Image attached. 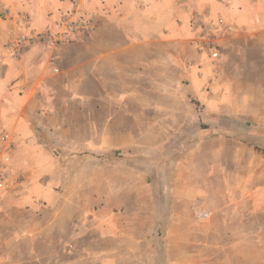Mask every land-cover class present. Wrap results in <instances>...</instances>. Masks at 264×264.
Segmentation results:
<instances>
[{"label":"crops","instance_id":"0c3cea01","mask_svg":"<svg viewBox=\"0 0 264 264\" xmlns=\"http://www.w3.org/2000/svg\"><path fill=\"white\" fill-rule=\"evenodd\" d=\"M185 1L0 0L29 31L79 8L95 20L92 37L56 47L0 44V264H264V0H224L222 25L190 20ZM110 15L113 37L95 38ZM108 78L129 100L144 94L147 140L176 146L173 165L170 148L159 161L151 152L157 182L111 201L32 150L54 117L43 111L104 93Z\"/></svg>","mask_w":264,"mask_h":264},{"label":"rangeland","instance_id":"374dc122","mask_svg":"<svg viewBox=\"0 0 264 264\" xmlns=\"http://www.w3.org/2000/svg\"><path fill=\"white\" fill-rule=\"evenodd\" d=\"M140 1L143 2V0ZM176 1L183 2V0H172V3H176ZM185 2L189 4V7L192 5V9L189 10L190 20L191 18L197 20L198 17L200 19L197 21L202 24L214 23L215 25L219 20L227 22V18L222 12L224 10L222 5L227 1L188 0ZM49 7L52 8L53 3H49ZM68 12L56 20V28H52L55 30L48 29L42 32L25 30L24 18L19 19V24L16 25L8 17L0 14V44L10 45V49H15L21 54L34 43H47L48 41L43 39L44 36L55 42L54 45H51L52 47L67 41L92 37L95 20L83 8ZM197 12L198 14L192 17ZM114 18L115 16L110 15L106 17V20L100 19V30L95 33L94 37L112 38ZM233 19L235 17L231 16L230 20L233 21ZM169 24L166 22L167 26ZM1 54L5 56L4 53ZM8 65L10 68L14 66L13 63ZM6 71H8L7 74L13 76L12 72L9 73V69ZM108 74L112 73L108 72ZM5 81L10 84L11 79ZM67 81L69 82V80ZM112 81V78L105 81L104 87L101 88L104 93L89 96V99L80 94H73L70 103L57 104L55 111H43V114L49 113L51 117H54L48 120V123L33 130L36 144L32 149L40 151L41 156L45 158L48 157L47 155L51 156L55 161L53 166L57 169L72 167L74 173L83 172V178L89 183L90 190L99 185L105 194V199H110V201L114 189L118 190L119 188L120 193H124L125 184L136 182L142 186H150V182H157L159 179L157 176L158 167L156 163H151V160H155L156 157L159 161L162 154L169 148L170 151H174L170 165L176 161L175 143L156 144L147 140L150 139L151 133L155 129L145 125L149 120H143L144 117L139 119L141 114L144 115V111H141V103L138 100L140 97H144V94H139L134 101L129 100L126 95L121 94L126 89L115 88ZM91 90H97V86L93 85ZM158 96L154 95L155 98ZM122 105L126 109H121ZM150 113L147 112L148 115ZM136 115L137 119H135ZM8 136L11 137L9 134ZM11 145V143H7L8 147ZM151 152H156L153 154L155 157L150 158ZM3 156L0 155V158ZM48 161L45 163L46 167L50 165ZM169 161L170 158L166 160V162ZM160 166L161 164H159ZM170 177L169 175V180ZM119 185L121 186L119 187ZM166 251L164 250V253ZM175 259L174 256L169 258V264H176Z\"/></svg>","mask_w":264,"mask_h":264},{"label":"built area","instance_id":"2783aa9c","mask_svg":"<svg viewBox=\"0 0 264 264\" xmlns=\"http://www.w3.org/2000/svg\"><path fill=\"white\" fill-rule=\"evenodd\" d=\"M223 23H224L223 20H219L217 25H222ZM212 25H215V24L213 23ZM43 39H44L45 41H48L50 45H54V43H55L52 39H50V38H48V37H45V36H44ZM213 57H218V53H214V54H213ZM2 139H3L4 141L8 142V144L10 143V142L8 141V140H9V137H8V136L5 135ZM9 147H10V146H9ZM9 160H10L9 156L4 155V156L1 158V160H0V164L3 163V164L6 165V164L9 162ZM4 168H5V166L2 167V168H0V188H3V187H4V180H5L6 176H7V172H6V170H5ZM204 216H205V215H204ZM1 240H2V231L0 230V242H1Z\"/></svg>","mask_w":264,"mask_h":264}]
</instances>
